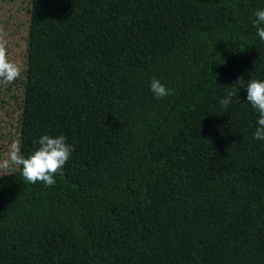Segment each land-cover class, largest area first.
<instances>
[{
	"label": "trees",
	"instance_id": "16d2710c",
	"mask_svg": "<svg viewBox=\"0 0 264 264\" xmlns=\"http://www.w3.org/2000/svg\"><path fill=\"white\" fill-rule=\"evenodd\" d=\"M257 9L30 0L21 153L74 150L54 186L0 177V264H264V141L233 85L264 81Z\"/></svg>",
	"mask_w": 264,
	"mask_h": 264
},
{
	"label": "clouds",
	"instance_id": "9594fccd",
	"mask_svg": "<svg viewBox=\"0 0 264 264\" xmlns=\"http://www.w3.org/2000/svg\"><path fill=\"white\" fill-rule=\"evenodd\" d=\"M254 17L252 26L256 29L259 40L264 42V9L255 10ZM20 74V67L8 59L6 41L0 37V82L11 83ZM214 78L216 79L215 76ZM244 82L242 78H239L233 85L239 84L246 90L247 103L257 113V126L253 138L264 141V81L251 78L247 81L246 86H244ZM150 90L157 99L172 95V90L155 78L150 83ZM233 100L240 102L236 92L229 91L225 97L220 99L219 103L223 109L227 110ZM38 145L33 153L25 157L21 153L20 143L14 142L11 145L8 159L0 162V169L6 173L20 169L26 182L31 184L42 182L45 186H54L56 184L55 176L63 174V168L74 148L66 143V138L63 135L56 137L42 135ZM0 177L4 176L0 175Z\"/></svg>",
	"mask_w": 264,
	"mask_h": 264
},
{
	"label": "rangeland",
	"instance_id": "374dc122",
	"mask_svg": "<svg viewBox=\"0 0 264 264\" xmlns=\"http://www.w3.org/2000/svg\"><path fill=\"white\" fill-rule=\"evenodd\" d=\"M29 8L30 0H0V37L6 41L8 59L21 69L13 82H0V162L8 159L11 145L19 142ZM4 174L0 169V175Z\"/></svg>",
	"mask_w": 264,
	"mask_h": 264
}]
</instances>
